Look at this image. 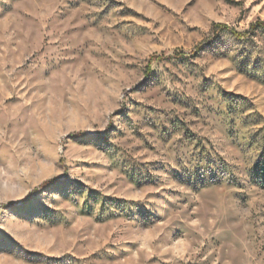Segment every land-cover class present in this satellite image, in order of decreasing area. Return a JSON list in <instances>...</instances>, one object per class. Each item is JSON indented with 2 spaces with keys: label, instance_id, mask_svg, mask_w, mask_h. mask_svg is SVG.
<instances>
[{
  "label": "rangeland",
  "instance_id": "374dc122",
  "mask_svg": "<svg viewBox=\"0 0 264 264\" xmlns=\"http://www.w3.org/2000/svg\"><path fill=\"white\" fill-rule=\"evenodd\" d=\"M258 22L264 0H0V264H264Z\"/></svg>",
  "mask_w": 264,
  "mask_h": 264
},
{
  "label": "trees",
  "instance_id": "16d2710c",
  "mask_svg": "<svg viewBox=\"0 0 264 264\" xmlns=\"http://www.w3.org/2000/svg\"><path fill=\"white\" fill-rule=\"evenodd\" d=\"M214 28H219L221 31L225 32V31H229L227 26L224 25H214ZM255 28H262L264 29V22H258L256 24H254L252 26V29ZM237 36H239V34H235ZM257 180H258V184L260 187H262L264 189V166H261V169L258 172V176H257Z\"/></svg>",
  "mask_w": 264,
  "mask_h": 264
}]
</instances>
